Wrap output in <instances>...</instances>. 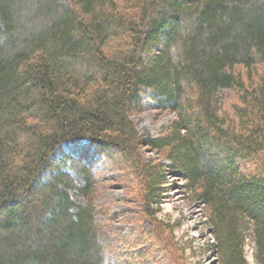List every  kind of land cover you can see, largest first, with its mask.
Masks as SVG:
<instances>
[{"label": "trees", "instance_id": "1", "mask_svg": "<svg viewBox=\"0 0 264 264\" xmlns=\"http://www.w3.org/2000/svg\"><path fill=\"white\" fill-rule=\"evenodd\" d=\"M145 94L174 115L152 139ZM81 141L127 160L151 217L175 172L218 263L248 264L249 230L264 264V0H0V264H111L93 167L72 162L78 185L56 157Z\"/></svg>", "mask_w": 264, "mask_h": 264}, {"label": "rangeland", "instance_id": "2", "mask_svg": "<svg viewBox=\"0 0 264 264\" xmlns=\"http://www.w3.org/2000/svg\"><path fill=\"white\" fill-rule=\"evenodd\" d=\"M143 99L142 111L133 114L131 119L141 138L152 139L174 115L160 108L146 94ZM234 100L232 93L223 91L218 95L216 107L230 109ZM108 153L115 152L101 151L99 147L81 141L77 144L63 143L61 153L56 155L57 158L62 154L69 157L61 162L65 163L63 170L78 185L82 180L73 170L72 162L79 158L81 162L91 164L99 179L93 198L106 261L111 264H219L212 245L211 229L205 221V209L188 197L182 186L183 180L175 172L168 171L166 182L161 187L163 198L151 217L145 213L143 183L139 177L135 176L127 160L123 157L118 159L116 154L108 160L105 158ZM139 155L145 160L169 166V162L149 147L140 148ZM117 160L120 161L117 163ZM71 197L76 202H83L76 191L71 192ZM245 236L243 254L248 264H256L249 230Z\"/></svg>", "mask_w": 264, "mask_h": 264}]
</instances>
